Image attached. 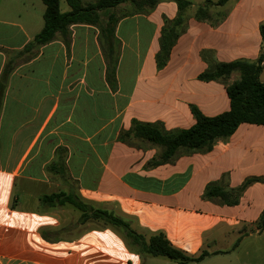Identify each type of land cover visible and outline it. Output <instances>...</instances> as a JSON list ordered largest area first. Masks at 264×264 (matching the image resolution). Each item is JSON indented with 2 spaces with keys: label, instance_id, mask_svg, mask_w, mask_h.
Masks as SVG:
<instances>
[{
  "label": "crops",
  "instance_id": "0c3cea01",
  "mask_svg": "<svg viewBox=\"0 0 264 264\" xmlns=\"http://www.w3.org/2000/svg\"><path fill=\"white\" fill-rule=\"evenodd\" d=\"M186 1L161 68L162 29L178 14L173 2L137 8L128 0L100 12L102 25L110 15L116 20L112 46L98 27L78 24L68 45L57 35L25 50L43 25L33 33L19 13L0 19V264H100L98 250L106 264H149L102 221L81 222L72 204L43 201L53 195L88 215L112 213L145 237L162 232L189 255L211 254L190 264H264V227L256 228L264 182L240 190L264 179L263 125L241 124L209 151L179 150L161 165V147L124 135L134 121L189 129L193 107L206 117L228 111L226 88L239 72L199 76L217 63L261 56L264 0L207 6L203 18L196 10L205 0ZM210 185L217 196H204ZM240 232L247 235L233 248Z\"/></svg>",
  "mask_w": 264,
  "mask_h": 264
},
{
  "label": "trees",
  "instance_id": "16d2710c",
  "mask_svg": "<svg viewBox=\"0 0 264 264\" xmlns=\"http://www.w3.org/2000/svg\"><path fill=\"white\" fill-rule=\"evenodd\" d=\"M41 1L45 6L42 16L43 27L26 46L25 50L44 46L53 41L57 35L68 45L70 39L69 28L78 24L98 27L105 42L112 46L114 44L116 20L113 15H110L107 17L106 23L102 25L100 23V12L114 9L128 0H94L87 4L81 0H65L70 7V11L66 13L60 11V0ZM129 1L137 8H153L161 1L173 2L178 8L176 18L172 21H167L162 29L160 51L157 55V66L161 68L167 59L170 48L181 33L185 21L184 12L191 6V3L186 0ZM227 1L217 0L214 2L212 0H205L204 6L197 8L196 17L203 18L207 6L223 5ZM260 35L263 49L257 62L236 61L229 64L217 63L212 69L207 70L199 76L200 80L211 81L227 77L234 71L239 72V79L226 88L230 102L228 111L215 117H206L193 107L192 113L196 122L189 129L166 131L160 123L146 124L134 121L130 130L124 133V135L128 136L132 134L136 138L161 147L159 159L155 162L156 165H161L168 163L179 150L186 153L209 151L217 141L229 138L241 124L264 126V83L259 81V75L262 70L260 62L264 60V23L260 25ZM254 182H264V179L253 178L247 180L240 190L242 191L246 186ZM219 191V188L210 185L206 188L204 196H217ZM221 196H223L222 192ZM54 200H58L59 204L68 202L81 211V222L89 218L102 221L105 226L120 234L130 251L137 253L142 258L162 257L173 261L175 264H190L199 263L211 255L204 250L200 251L197 255H189L174 247L162 232L145 237L143 234L134 231L128 222L106 211L93 210L88 215L87 209L84 206L70 201L68 197L61 198L60 195H53L43 198V201L49 204H52ZM263 227L264 210L256 222L258 231H261ZM40 235L45 241L51 240L44 230H40ZM245 235L247 233L240 232V236L234 243L233 248L238 246L241 238ZM141 264L145 263L142 262Z\"/></svg>",
  "mask_w": 264,
  "mask_h": 264
},
{
  "label": "rangeland",
  "instance_id": "374dc122",
  "mask_svg": "<svg viewBox=\"0 0 264 264\" xmlns=\"http://www.w3.org/2000/svg\"><path fill=\"white\" fill-rule=\"evenodd\" d=\"M81 1L87 4L93 2L94 0ZM128 4H130V2H128ZM44 9L45 6L43 5L41 0H0V19L10 17H12L13 19L14 15H17L19 13L21 15V18L18 20L19 23L23 25L27 29V31L34 33L39 27H42L43 25L42 15ZM60 11L63 13L70 11V7L67 5L65 0H60ZM38 243L42 244L39 239ZM102 243L103 241H100L98 242V245ZM100 251L101 250H98L97 254V258L100 261L99 263L106 264L104 262V259L102 258L105 256L103 253L101 254ZM148 262L149 264H174V262L162 257H150Z\"/></svg>",
  "mask_w": 264,
  "mask_h": 264
},
{
  "label": "built area",
  "instance_id": "2783aa9c",
  "mask_svg": "<svg viewBox=\"0 0 264 264\" xmlns=\"http://www.w3.org/2000/svg\"><path fill=\"white\" fill-rule=\"evenodd\" d=\"M260 65L262 66L263 65V62H260Z\"/></svg>",
  "mask_w": 264,
  "mask_h": 264
}]
</instances>
